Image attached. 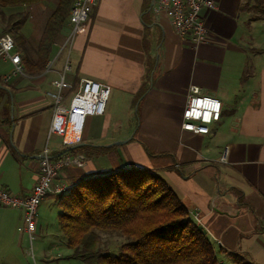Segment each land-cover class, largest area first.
<instances>
[{
    "label": "crops",
    "instance_id": "obj_1",
    "mask_svg": "<svg viewBox=\"0 0 264 264\" xmlns=\"http://www.w3.org/2000/svg\"><path fill=\"white\" fill-rule=\"evenodd\" d=\"M213 1L215 8L202 12L208 41L193 48L188 37L174 32L156 0H95L70 48L66 80L73 89L82 78L106 82L111 93L105 113L86 118L72 152L85 154V166L62 167L57 180L151 171L199 212L220 260L239 253L264 264V18L254 0ZM30 18L9 28L24 38V46L15 43L14 49L21 59L35 58L40 38L32 40ZM68 31L69 26L63 37ZM58 40L54 47L62 44ZM11 71L10 61L0 56V187L27 195L43 148L57 156L65 147L61 136L47 137L53 109L47 91L60 66L32 75L25 68ZM190 84L222 102L220 119L207 134L181 128ZM114 92L115 102L126 104L125 117L112 109ZM63 96L67 101V88ZM23 225L22 209L0 207V247L13 263L27 240Z\"/></svg>",
    "mask_w": 264,
    "mask_h": 264
},
{
    "label": "trees",
    "instance_id": "obj_2",
    "mask_svg": "<svg viewBox=\"0 0 264 264\" xmlns=\"http://www.w3.org/2000/svg\"><path fill=\"white\" fill-rule=\"evenodd\" d=\"M45 1L50 0H0V7ZM55 1L38 40L35 58H22L28 74L46 68L57 37L69 26L74 0ZM254 6L264 18V0H254ZM6 19L5 30L22 25L26 14L8 13ZM11 34L22 48L23 36L16 31ZM78 147L79 144L65 146L58 154L72 153ZM57 195L61 206L58 223L72 248L70 255L86 264H256L247 254L239 253H228L227 260H220L208 233L171 186L151 171L120 170L88 176ZM97 230L123 234L129 241L120 245L118 254L103 253L97 248Z\"/></svg>",
    "mask_w": 264,
    "mask_h": 264
},
{
    "label": "built area",
    "instance_id": "obj_3",
    "mask_svg": "<svg viewBox=\"0 0 264 264\" xmlns=\"http://www.w3.org/2000/svg\"><path fill=\"white\" fill-rule=\"evenodd\" d=\"M94 4L95 0L73 1L69 11V31L59 51L67 48L69 53L76 35L85 30L87 18ZM156 4L158 9L166 13L174 32L180 37H188L193 48L208 41L202 12L205 9L215 8L213 0H156ZM14 49L15 41L11 32L0 33V56L10 61L12 74L23 73L22 59ZM52 63L53 60L47 62L46 70ZM63 69L64 71L69 69L67 61ZM52 85L53 88L47 91L53 105L47 137L51 134L61 136L64 146L79 143L82 140L86 118L89 115L105 113L111 87L106 82L82 78L68 100L64 101V89L73 88V85L66 80L64 73L54 79ZM209 101L219 103L218 113L208 107ZM221 109L222 102L218 97L203 93L199 86L190 84L182 111L181 128L193 133L207 134L210 131V124L220 119ZM208 112L211 113V118L205 120V113ZM224 158L225 155H222L219 160L223 161ZM86 161L87 157L83 153H63L53 158L50 149L45 146L39 157L37 179L29 194L18 195L0 187V207L23 211V231L28 238L31 253H33L32 240L40 200L46 195H57L70 190L76 181L57 180L59 170L65 166L83 167ZM190 214L200 222L199 212L196 209L190 210Z\"/></svg>",
    "mask_w": 264,
    "mask_h": 264
},
{
    "label": "rangeland",
    "instance_id": "obj_4",
    "mask_svg": "<svg viewBox=\"0 0 264 264\" xmlns=\"http://www.w3.org/2000/svg\"><path fill=\"white\" fill-rule=\"evenodd\" d=\"M55 3V0H50L31 4L29 7L24 8V11L22 9V12L26 14V17L29 14L31 16L30 23L31 26L35 28L36 33L33 34V41L40 37L45 21L54 8ZM5 10L7 11V13L1 11L3 19L0 17V31L1 33H12L11 30L4 29L7 20L6 18L9 13L8 11L10 9L7 8ZM65 29L66 27L63 30ZM63 30L57 37V39H60L58 41L61 42L65 37H63ZM57 48H59V46L53 47L51 52V58L55 57L54 63H52V65L60 66V71L57 77H60V75L64 73L65 78L67 79L71 72L69 70L64 71L63 66L66 61L68 62L69 53L67 51V48L63 49L62 51H59V49L57 51ZM67 90L69 91V96L74 91L73 88H67ZM115 99L116 95L114 92L112 93L110 100V104L113 107L112 109H114L119 118L125 117L127 115L126 104H121L119 102L117 103L115 102ZM125 101L127 102L128 100ZM47 196L49 197L47 198L46 203L42 205V202ZM41 206H43L44 211L43 209H41L42 213H39ZM38 208L39 210H37L36 224L37 219H40L41 223L38 224V227L36 225V229L33 234V253H31L30 251L29 241L27 238L25 246L21 249L14 263L12 262L10 256L4 255L5 253H8L5 250V247H0V264H86L83 260L73 258L70 255L72 252V248L68 245L66 236L62 232L58 223V213L61 211V206L58 203V195L49 194L44 196L40 200ZM97 235V248L103 253L107 254H118L120 251V245L124 242L129 241L125 235L116 232H103L97 230Z\"/></svg>",
    "mask_w": 264,
    "mask_h": 264
},
{
    "label": "clouds",
    "instance_id": "obj_5",
    "mask_svg": "<svg viewBox=\"0 0 264 264\" xmlns=\"http://www.w3.org/2000/svg\"><path fill=\"white\" fill-rule=\"evenodd\" d=\"M208 107L211 108V109L216 110L217 113H218V110H219L220 105H219V103L216 102V101H209V103H208ZM210 118H211V113H210V112L205 113V120H208V119H210Z\"/></svg>",
    "mask_w": 264,
    "mask_h": 264
},
{
    "label": "water",
    "instance_id": "obj_6",
    "mask_svg": "<svg viewBox=\"0 0 264 264\" xmlns=\"http://www.w3.org/2000/svg\"><path fill=\"white\" fill-rule=\"evenodd\" d=\"M13 106V104H11V107ZM12 109V108H11ZM132 137V135H130L128 138H125V139H123V140H119V141H116V142H114L115 144H123V143H125L126 141H128V139L129 138H131ZM80 144V143H79ZM73 145H76V144H73ZM78 145V144H77ZM72 146V145H71ZM59 155V154H58ZM200 227H202L203 228V230L206 232V229L203 227V225L202 224H200L199 225Z\"/></svg>",
    "mask_w": 264,
    "mask_h": 264
},
{
    "label": "bare ground",
    "instance_id": "obj_7",
    "mask_svg": "<svg viewBox=\"0 0 264 264\" xmlns=\"http://www.w3.org/2000/svg\"><path fill=\"white\" fill-rule=\"evenodd\" d=\"M68 137H70V135Z\"/></svg>",
    "mask_w": 264,
    "mask_h": 264
}]
</instances>
